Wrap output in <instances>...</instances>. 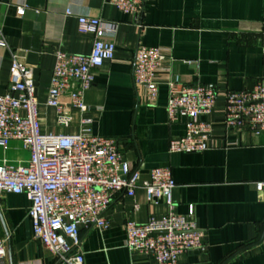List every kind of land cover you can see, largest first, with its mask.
Segmentation results:
<instances>
[{
  "label": "crops",
  "instance_id": "obj_1",
  "mask_svg": "<svg viewBox=\"0 0 264 264\" xmlns=\"http://www.w3.org/2000/svg\"><path fill=\"white\" fill-rule=\"evenodd\" d=\"M24 6V15L18 7ZM71 9L72 14H67ZM90 15L117 25L110 37L116 56L97 70L84 93L88 111L71 109L69 127L57 124L56 110L45 104L56 52L88 54L93 36L81 33L78 17ZM0 94L9 87L12 53L34 67L42 130L80 131L84 116L94 132L118 139L133 168L148 179L156 167H169L177 183L175 213L189 215L204 236L203 250L185 251L177 264H264V134L226 125V93L251 90L264 80V0H145L137 18L109 0H0ZM159 47L165 59L156 74L160 92L149 104L146 89L134 81L140 46ZM214 83L219 95L212 113L211 148L171 152L170 141L185 133L182 123L168 122V82ZM30 153L19 140L0 144V164L25 163ZM25 194L0 196V237H9V264H57L36 239ZM169 212L162 201L151 203L143 188L134 196L118 193L104 215L110 227L81 226L78 250L87 264H156L151 255L125 246V223L146 222Z\"/></svg>",
  "mask_w": 264,
  "mask_h": 264
},
{
  "label": "built area",
  "instance_id": "obj_2",
  "mask_svg": "<svg viewBox=\"0 0 264 264\" xmlns=\"http://www.w3.org/2000/svg\"><path fill=\"white\" fill-rule=\"evenodd\" d=\"M121 12L137 18L145 0H109ZM24 15L25 7H18ZM67 14H72L71 9ZM78 29L93 36L88 54L56 52V63L45 104L56 110L57 124L69 127L71 109L83 115L88 111L84 93L91 88L97 70L116 56V44L110 39L117 25L99 17L80 15ZM7 46L6 41H0ZM165 54L159 47L140 46L135 55L134 81L146 89L149 104L158 100L160 87L156 74ZM9 89L0 94V144L8 147L19 140L29 151L25 163L0 164V196L6 193L25 194L30 201L29 216L34 236L51 251L57 264H87L78 250L81 226L107 229L104 213L118 193L134 196L143 188L151 203L164 202L169 212L152 216L140 223L133 219L125 223V246L151 255L156 264H177L185 251L203 250L204 236L189 215L175 213L173 190L177 183L169 167H156L148 179L125 159L118 139L94 133L81 117L80 131L53 133L42 130L39 99L36 92L34 67L17 53H12ZM167 103L168 122L182 123L185 133L170 141L171 152H204L211 148L213 124L205 119L216 105L219 91L214 83H182L178 77L169 80ZM226 125L264 134V80L251 90L226 93ZM264 192V180L255 183ZM9 237H0V264L8 262Z\"/></svg>",
  "mask_w": 264,
  "mask_h": 264
},
{
  "label": "water",
  "instance_id": "obj_3",
  "mask_svg": "<svg viewBox=\"0 0 264 264\" xmlns=\"http://www.w3.org/2000/svg\"><path fill=\"white\" fill-rule=\"evenodd\" d=\"M10 248H11V246H10V242H8V249H9V252H10Z\"/></svg>",
  "mask_w": 264,
  "mask_h": 264
}]
</instances>
